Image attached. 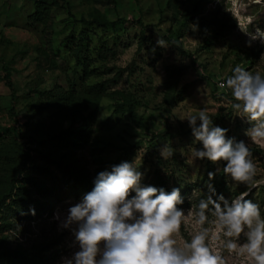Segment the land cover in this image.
Wrapping results in <instances>:
<instances>
[{
    "label": "rangeland",
    "instance_id": "1",
    "mask_svg": "<svg viewBox=\"0 0 264 264\" xmlns=\"http://www.w3.org/2000/svg\"><path fill=\"white\" fill-rule=\"evenodd\" d=\"M32 12L29 0H0V137L22 144L35 165L30 163L31 172L44 181L52 173L66 190L49 200L50 208L41 215L22 219L21 207L9 202L32 200L30 207L36 202L32 182L20 174L12 189L15 196L7 198L0 213V251L17 245L29 251L40 241L54 239L61 254L53 264H64L79 250L72 231L62 222L85 194L70 192L55 166L42 158L50 149L60 159L68 145L55 146L56 139L63 131L85 129L80 118L73 120L63 108L46 102L57 85L65 89L73 85L78 94L88 85L103 84L96 107L83 112L90 114L91 124L75 146L92 181L101 171L134 161L143 174L141 186L154 185L160 171L173 186L175 181L194 186L195 197V187L207 189L225 166L224 161L213 163L207 158L192 162L193 148L202 150V145L194 142L186 119L206 110L214 126L227 129V138L248 145L256 165L255 186L224 174L229 187L226 199L231 202L239 196L235 191H249L247 199L259 206L264 219V146L246 135L256 122L234 111L231 91L219 86L236 65L264 76V44L257 40L249 46L248 36L240 30L249 18L250 31L264 30V0H55L44 25L29 17ZM99 18L114 24L93 23ZM6 72L15 100L6 85ZM165 146L173 150L167 159L161 156ZM209 172L214 173L212 180ZM23 185L27 191L19 188ZM197 206L181 209L187 216ZM207 215L206 242L219 251L224 264H251L246 257L230 253L223 236L213 239L215 217L211 209ZM197 229L195 217H189L176 238L190 240ZM237 243H246L243 233Z\"/></svg>",
    "mask_w": 264,
    "mask_h": 264
},
{
    "label": "clouds",
    "instance_id": "2",
    "mask_svg": "<svg viewBox=\"0 0 264 264\" xmlns=\"http://www.w3.org/2000/svg\"><path fill=\"white\" fill-rule=\"evenodd\" d=\"M249 24L251 18L240 26L249 38V46L257 40L264 44V30L254 27L250 31ZM158 44L162 46V42ZM219 86L231 91L234 111L256 122L246 135L253 143L264 146V76L236 65L232 75ZM186 120L194 142L202 145V150L193 148L192 162L205 158L213 163L224 161L223 172L233 181L255 186L256 165L244 141L227 138V129L214 126L206 110ZM161 156L170 158L173 150L165 146ZM137 168L134 161L122 162L110 171L99 172L94 188L68 209L62 227L72 231L79 250L64 264H224L219 251L206 242L210 229L204 225L209 222V205L215 217L213 239L223 236L224 247L230 253L246 257L251 264H264V219L259 206L245 199L249 191L241 192L231 202L223 195L215 200L209 195L186 216L177 207L183 203L179 188L166 192L163 188L141 186L143 174ZM208 178L212 180L214 173L209 172ZM208 189L215 191L211 184ZM132 192L135 195L129 198ZM189 217H195L198 229L190 240L178 241L181 225ZM242 233L246 243L238 244Z\"/></svg>",
    "mask_w": 264,
    "mask_h": 264
},
{
    "label": "trees",
    "instance_id": "3",
    "mask_svg": "<svg viewBox=\"0 0 264 264\" xmlns=\"http://www.w3.org/2000/svg\"><path fill=\"white\" fill-rule=\"evenodd\" d=\"M29 1L33 4V12L29 17L33 19L35 23H41L44 25L48 19L49 9L54 4L55 0ZM93 23L102 27L114 24L106 18L94 19ZM5 81L6 85L12 90V99L15 100L16 95L13 92V84L9 72H6ZM72 86L73 85H70L67 89L60 85L55 86L51 91V94L47 95L46 102L53 103L59 108H63L69 116L71 115L73 120L80 118L84 122L85 129L82 132L73 130L63 131L65 135L62 133L59 140L56 139L55 146L62 144L63 142H66L68 145V149L65 151L66 153L62 154L60 159H55V156L51 154L50 149L43 153L42 158H44V161L48 162L49 165L55 166L61 179H65L67 185L70 186V192H73L75 195L83 192L86 195L94 188V181L90 178V173L83 164V157L77 156L75 146L78 145V141L85 137L88 126L91 124L92 118L90 114L85 115L83 112L86 111V109L88 110L89 107H96L97 96L103 92L104 87L102 83H94L88 85L84 92L81 91L77 94V90ZM13 108L14 106L12 105L11 110H13ZM132 115L136 116L133 112ZM30 163H33L32 157L29 153L24 151L22 144L17 143L14 140L5 141L0 137V213H2V207L8 205L6 203L7 198H13V196H15L12 195V189L15 186V179L22 173L27 181L30 183L32 182V188L35 192L33 200L36 202L35 207H30L31 205H29L32 200L14 198L9 202V204L21 207L22 217L20 218L22 219L31 220L41 215L42 213L40 212L50 208L48 206L49 200H52L58 192L66 190L58 183L56 176L52 175V173H50L51 179L45 181L32 173ZM32 165L33 168H35L34 163ZM224 165H226V162H224ZM45 167V169L49 168L47 164ZM224 167L225 166H223L220 171L219 178H215L211 184L215 190L214 193L209 192L208 188L198 189L195 187L196 190L194 191H197V195L192 197L191 192L194 189V186L190 184H182L180 186L177 181L174 182L175 186H173L171 185L169 178L164 177L160 171L156 176V182L152 186L163 188L166 192H170L174 187L179 188L180 195L183 199V203L177 206L180 209L190 207L194 203L199 204L201 199H207L209 195H211L214 200L220 195H223L226 199L229 194V187L224 180ZM19 188L27 191L25 185H23V187L20 186ZM241 192L243 191H235L234 194H240ZM245 199H247V197H245ZM209 209H211V205H209ZM54 245L55 241L53 239L40 241L37 244H34L29 251H25L21 245H17L12 250H2L0 251V264H53L56 258L61 254L60 250L56 249Z\"/></svg>",
    "mask_w": 264,
    "mask_h": 264
}]
</instances>
